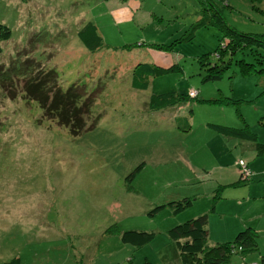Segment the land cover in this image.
I'll list each match as a JSON object with an SVG mask.
<instances>
[{
	"label": "rangeland",
	"instance_id": "374dc122",
	"mask_svg": "<svg viewBox=\"0 0 264 264\" xmlns=\"http://www.w3.org/2000/svg\"><path fill=\"white\" fill-rule=\"evenodd\" d=\"M210 14L225 25H202ZM88 22L104 42L95 53L78 38ZM0 23L12 31L3 66L30 52L37 67L56 71L64 89L85 85L94 96L88 127L97 121L72 136L38 103L21 94L6 98L0 87V264H182L168 230L178 216L184 223L208 213L216 191L223 199L209 213L207 245L234 240L238 232L226 228L252 215L257 249L232 254L228 264H261L264 206L245 203L264 188V152L209 124L240 128L245 121L264 144V46L238 51L219 81H203L200 59L219 62L213 53L227 27L264 38V0H0ZM241 60L255 71L242 75ZM138 63L168 70L137 91L131 81ZM191 89L199 97L192 90L181 109L148 111L152 95ZM243 162L252 171L248 184L215 190L238 181ZM195 193L182 213L154 210ZM238 195L239 211L232 205ZM125 231L155 237L135 247L122 242Z\"/></svg>",
	"mask_w": 264,
	"mask_h": 264
},
{
	"label": "trees",
	"instance_id": "16d2710c",
	"mask_svg": "<svg viewBox=\"0 0 264 264\" xmlns=\"http://www.w3.org/2000/svg\"><path fill=\"white\" fill-rule=\"evenodd\" d=\"M210 1L212 2V0ZM212 20L216 22V24L225 25L223 19L214 14L206 16L202 20V25L208 23L212 24ZM225 30L224 37L226 39L223 37L224 40L220 42L218 50L213 53V57L217 58L219 62L212 64L209 55L200 59L201 66L206 70L203 81H219L223 76V72L230 66L233 56L236 55L238 51L253 46H264V38L261 35L244 34L229 27ZM11 37V29L6 24L0 23V55L3 53V45H7ZM78 38L85 49L90 53H95L104 47L103 39L94 23H86L84 28L78 32ZM159 49H163V47L160 46ZM165 49H170V47ZM23 56L25 60L17 61V58H14L13 60L15 61L12 60L11 64L6 68L0 61V87L5 97L15 99L18 94H21L26 100L38 103L43 111V115L47 119L55 120L60 126L69 129L72 136H78L84 131L94 128L97 121H94L90 127H88L86 121V117L92 112L94 96L87 93L84 87L85 85L83 84V86L80 84V86H78L79 84H72L67 89H64L61 86V81H59L56 71L53 69L45 70L40 65L37 67V63L41 62L37 61L32 56V58H30V52H25ZM240 62V73L242 75H250L255 71L254 65L246 63L244 60ZM165 70L168 69L150 63H138L132 71V88L137 91L147 90L151 81L150 78ZM13 90L17 91L15 92ZM192 90L196 89H191L188 95H177L175 92L154 94L149 98L148 111L160 112L177 106H180L179 109H181L183 107L181 106L182 102L185 103L188 99H192L190 98V92ZM196 93L197 96L195 99H198L199 91L196 90ZM208 101L217 102L215 99ZM229 101L231 103L238 102L231 99ZM182 120L188 124V121L184 117ZM262 120H264V117H262ZM260 123L264 124L263 121ZM209 126L218 134L229 138L242 141H255L258 152H264V144L257 142L255 134L252 133L249 125L245 123V121L244 125L240 128L213 123H210ZM245 165L249 171V175L243 177L240 170L238 181L231 184V186L240 185L241 181L248 184L252 171L248 163H245ZM142 168L141 165L138 166L135 172L141 171ZM239 169H241V166ZM220 189L221 188H219L218 191ZM216 193L213 197L214 204L210 211L212 213L215 212V203L222 198L221 194L217 195ZM195 201L196 196H184L180 199H172L162 203L156 206L154 210L157 211L169 207L175 214H178L193 207ZM177 218H179V216ZM177 218L175 219L177 220ZM176 220H174V223ZM208 222L209 212L187 220L184 223H175L176 225L173 224L174 227L168 230L169 237L176 244L178 256L182 264H228L232 254H242L257 249V237L259 234L256 229L252 227H247L239 231L232 241L217 243L209 247L207 245L209 235L207 229ZM120 236L122 242L125 244L143 247L154 239L155 234L125 231L121 233ZM261 258V264H264V256ZM18 262L19 259H16L12 264H18ZM146 264H148V262Z\"/></svg>",
	"mask_w": 264,
	"mask_h": 264
},
{
	"label": "crops",
	"instance_id": "0c3cea01",
	"mask_svg": "<svg viewBox=\"0 0 264 264\" xmlns=\"http://www.w3.org/2000/svg\"><path fill=\"white\" fill-rule=\"evenodd\" d=\"M240 141H242V140H240ZM243 148H245V146L243 147ZM246 149V151H248L247 150V148H245ZM261 174H264V172H261ZM235 182H237V181H233V182H229V183H223V184H220L219 183V186L217 187V188H215V190L216 189H219V188H224L225 186H231V184H233V183H235ZM197 183H199V180L197 181ZM239 185H237V186H232V187H238ZM215 190H213L212 192H214ZM185 196V195H184ZM183 196V197H184ZM189 196H196L197 197V193H195V194H190ZM215 196V194L213 193L212 194V196H210L211 197V206L214 204V200H213V197ZM221 197H222V194H221ZM240 197V195H238V198ZM243 196H241L240 197V200H239V202H234V203H232V205L234 206V205H236L237 206V209H238V211H239V208L241 207V206H243L242 204V200H241V198H242ZM180 198H182V197H174L173 199H180ZM223 199V198H222ZM221 200V199H220ZM220 200H218L216 203H215V212H217V210H219L218 208H217V204H219L220 203ZM165 202H167V201H165ZM226 203L227 202H223V205H226ZM255 204V203H257V204H259V205H263L264 206V188L261 190V191H259V194L257 195V196H255V197H249V200L245 203V204H247V205H249V207L251 206V205H253V204ZM235 207V206H234ZM222 208H223V206H222ZM210 211H211V209H209ZM210 211H207V212H209V213H212V212H210ZM215 212L214 213H212V214H215ZM198 213H188V214H184V215H186V216H192V217H194V216H196ZM200 214V213H199ZM203 214V213H202ZM256 214V213H255ZM232 215V214H231ZM243 215V214H242ZM241 215V216H242ZM234 218H238L239 217V212L238 213H234L233 215H232ZM244 216V215H243ZM242 216V217H243ZM191 217V218H192ZM250 218V220L249 221H245V218H243V220L241 221V222H239L238 224H233V225H231L229 228H226V231H227V233L230 235V234H235L236 232H239L240 230H243L244 229V227L246 226V228L247 227H252L253 225L251 224V222H254V219H253V216L252 215H250V217H248L247 219H249ZM256 218V217H255ZM176 220V219H175ZM180 220H182V218H177V220L175 221V223H179V222H182V221H180ZM245 221V222H244ZM174 222L172 223V224H175ZM172 226V225H171ZM252 228H254V229H256V226L255 227H252ZM252 264V263H251ZM256 264V263H255Z\"/></svg>",
	"mask_w": 264,
	"mask_h": 264
},
{
	"label": "built area",
	"instance_id": "2783aa9c",
	"mask_svg": "<svg viewBox=\"0 0 264 264\" xmlns=\"http://www.w3.org/2000/svg\"><path fill=\"white\" fill-rule=\"evenodd\" d=\"M190 93H191V95H194L193 91H191ZM240 170H241V172L243 174V177L249 175V171L247 170V167H246L245 163H241V169Z\"/></svg>",
	"mask_w": 264,
	"mask_h": 264
}]
</instances>
